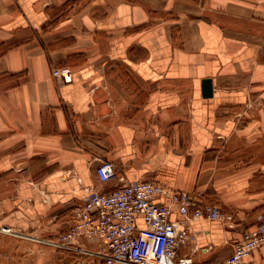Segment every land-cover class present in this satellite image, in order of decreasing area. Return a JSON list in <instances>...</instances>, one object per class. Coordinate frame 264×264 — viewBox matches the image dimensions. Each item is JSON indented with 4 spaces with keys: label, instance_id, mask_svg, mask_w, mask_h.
Listing matches in <instances>:
<instances>
[{
    "label": "crops",
    "instance_id": "crops-1",
    "mask_svg": "<svg viewBox=\"0 0 264 264\" xmlns=\"http://www.w3.org/2000/svg\"><path fill=\"white\" fill-rule=\"evenodd\" d=\"M100 161L232 214L178 251L228 258L264 219V0H0V264H44L27 240L122 186Z\"/></svg>",
    "mask_w": 264,
    "mask_h": 264
},
{
    "label": "built area",
    "instance_id": "built-area-1",
    "mask_svg": "<svg viewBox=\"0 0 264 264\" xmlns=\"http://www.w3.org/2000/svg\"><path fill=\"white\" fill-rule=\"evenodd\" d=\"M52 76L71 82L69 69H54ZM98 181L115 180L122 184L112 192L91 190L73 211V223L58 246L85 254L88 264H210L196 263L178 251L194 239L189 223L195 220L234 222L200 195L170 190L153 181L127 182L117 176L116 166L100 161L95 168ZM176 212L180 220H171ZM141 220L142 226L138 224ZM264 248V219L242 233L232 254L216 264H264V255H254ZM211 247L205 249L210 251Z\"/></svg>",
    "mask_w": 264,
    "mask_h": 264
},
{
    "label": "rangeland",
    "instance_id": "rangeland-1",
    "mask_svg": "<svg viewBox=\"0 0 264 264\" xmlns=\"http://www.w3.org/2000/svg\"><path fill=\"white\" fill-rule=\"evenodd\" d=\"M69 230H70V226L61 227L59 229L58 234L54 235L53 237H50L49 239H45L43 242L39 241L36 243L27 240V245H29V247L31 245H34L37 248H39L38 252L40 253V255H43L44 264H51V263L71 264L74 262L75 264H88L89 257L86 256L85 254L68 250L65 247H61L57 245L58 243L60 244L65 242L63 241L62 237L63 235L68 233ZM21 258L22 260H20V262L22 264H30L29 257L26 258L25 255L22 254Z\"/></svg>",
    "mask_w": 264,
    "mask_h": 264
},
{
    "label": "water",
    "instance_id": "water-1",
    "mask_svg": "<svg viewBox=\"0 0 264 264\" xmlns=\"http://www.w3.org/2000/svg\"><path fill=\"white\" fill-rule=\"evenodd\" d=\"M202 91H203V96L205 98L210 97L212 95V87L210 80H204L202 82Z\"/></svg>",
    "mask_w": 264,
    "mask_h": 264
},
{
    "label": "bare ground",
    "instance_id": "bare-ground-1",
    "mask_svg": "<svg viewBox=\"0 0 264 264\" xmlns=\"http://www.w3.org/2000/svg\"><path fill=\"white\" fill-rule=\"evenodd\" d=\"M2 231L3 232H6V233H9L10 232V229L4 228Z\"/></svg>",
    "mask_w": 264,
    "mask_h": 264
}]
</instances>
